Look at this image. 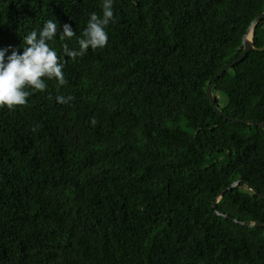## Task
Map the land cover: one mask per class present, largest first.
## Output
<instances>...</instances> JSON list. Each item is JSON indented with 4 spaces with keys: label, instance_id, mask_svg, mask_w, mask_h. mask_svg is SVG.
Returning <instances> with one entry per match:
<instances>
[{
    "label": "trees",
    "instance_id": "16d2710c",
    "mask_svg": "<svg viewBox=\"0 0 264 264\" xmlns=\"http://www.w3.org/2000/svg\"><path fill=\"white\" fill-rule=\"evenodd\" d=\"M105 47L67 83L0 107V264H264V0H114ZM102 0H0V48L48 20L62 56ZM64 23L75 36L61 40ZM264 48V21L255 30ZM57 96L65 98L64 103ZM233 220L219 217L213 209Z\"/></svg>",
    "mask_w": 264,
    "mask_h": 264
},
{
    "label": "clouds",
    "instance_id": "9594fccd",
    "mask_svg": "<svg viewBox=\"0 0 264 264\" xmlns=\"http://www.w3.org/2000/svg\"><path fill=\"white\" fill-rule=\"evenodd\" d=\"M114 0H102V15L90 13L86 27L78 38V49H70L67 43L62 49V56L50 47L58 34V24L48 20L43 27L27 34L16 48L9 53L11 46L0 48V107L13 109L24 106L30 95L28 89L44 92L46 81H55L57 87L64 86L67 81L63 69V57L75 60L86 55L91 48H103L108 42L106 31L110 23H114ZM70 24L64 23L59 37L70 40L75 36ZM57 101L65 102L63 96H57Z\"/></svg>",
    "mask_w": 264,
    "mask_h": 264
},
{
    "label": "water",
    "instance_id": "95a60500",
    "mask_svg": "<svg viewBox=\"0 0 264 264\" xmlns=\"http://www.w3.org/2000/svg\"><path fill=\"white\" fill-rule=\"evenodd\" d=\"M264 21V13H262L259 17H257L252 24L250 25V27L248 28L247 34L244 36V40H243V46H244V50L242 52V54L231 64H228L227 66H225L215 77V80L220 79L221 77H223L228 71L232 70L236 65L241 64L248 56L250 53L252 52H264V48H256L255 44H254V34H255V30L256 27ZM207 95H208V99L209 102L211 103V105L214 107V111L215 113L221 117L224 118L226 121H231L235 124H245V125H250V126H258L261 127L262 129H264V124L261 123H257L255 121H244V120H240V119H235L232 118L230 116H228L227 114H225L218 106L217 104V99L214 96V85L210 86L207 90ZM241 185H244L245 187L249 188L254 194H256L259 198H261L262 200H264V195L260 193V191L257 188L252 187V185L246 181H244V179L240 178L238 179L236 182H234L232 184V186L230 187L229 190L232 189H236L238 187H240ZM225 194V191L223 193H221L216 201L213 204V209L215 210L216 214L219 217H222L226 220H233L229 215H226L224 213H221L217 210L218 204L220 203V201L222 200L223 196ZM236 224H239L243 227H247V228H264V225L261 223H249V222H240L238 220H233Z\"/></svg>",
    "mask_w": 264,
    "mask_h": 264
}]
</instances>
